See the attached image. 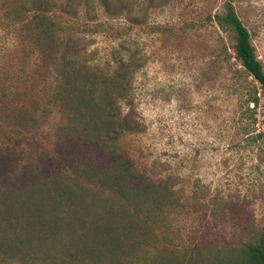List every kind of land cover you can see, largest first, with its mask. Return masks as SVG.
<instances>
[{
    "label": "rangeland",
    "instance_id": "374dc122",
    "mask_svg": "<svg viewBox=\"0 0 264 264\" xmlns=\"http://www.w3.org/2000/svg\"><path fill=\"white\" fill-rule=\"evenodd\" d=\"M19 1L0 0V193L41 182L71 185L63 200L76 215L55 223L46 206L51 227L32 245L39 251L29 255L32 238L17 229L11 258L0 255V264L94 257L99 264H229L238 257L264 230V95L253 77L239 73L234 36L211 20L226 0H110V10L102 0H57L66 7L52 13L61 25L56 52L9 16L8 3ZM233 2L264 65V0ZM68 42L74 47L65 53ZM68 55L82 82L101 88L98 112L107 106L103 81L123 64L135 67L117 109L138 130L113 142L81 133L82 125L103 131L109 122L81 116L76 124L67 107L54 104ZM254 87L261 92L256 107L247 101ZM119 166L134 176L125 191L101 186L103 169ZM148 184L162 186L176 204L144 203L133 188ZM12 207L0 235L22 225L21 204Z\"/></svg>",
    "mask_w": 264,
    "mask_h": 264
},
{
    "label": "trees",
    "instance_id": "16d2710c",
    "mask_svg": "<svg viewBox=\"0 0 264 264\" xmlns=\"http://www.w3.org/2000/svg\"><path fill=\"white\" fill-rule=\"evenodd\" d=\"M105 7L110 10V0H102ZM8 14L12 15V19L15 23H27L32 31L31 38L35 39L38 43L46 44L45 47L41 46L45 51L48 50L49 46L55 47V52L59 50L60 44L58 42V34L61 31V25L57 23L52 13L63 8L65 9L66 4L57 2V0H24L11 5L8 3ZM211 20H215L221 30L232 34L235 38L233 49L236 58L241 62L243 71H239L240 74L244 72L246 77H253V79L259 83L260 89L264 95V65L257 54L255 45L252 42L250 30L244 24L238 12L236 10L233 0H226L224 4V12L222 14H215L211 16ZM41 38L42 41H39ZM72 42V41H71ZM71 42L67 43L66 52H69L74 46ZM226 49V48H225ZM227 51V49H226ZM66 61L58 69V81L57 89L52 92L53 102L58 105L61 109H66L68 114L67 118L74 116L76 124L85 121L97 122L100 119H107L109 125L101 131L99 129H90V126L82 125L80 129L82 134L90 136H99L106 140L113 142L118 139L122 134L134 132L138 130V122L122 116L117 109V99L124 98L129 95L131 91L130 78L135 67L132 64H123L120 68V72L117 71L110 78L105 79L104 84H108L105 88H102L100 99L105 101L107 106L104 109H100V112L96 109V92L100 87H95L96 83L90 81H83V71L81 67H76V61L73 57L66 56ZM132 67V68H131ZM86 72V71H85ZM261 92L259 87H254L248 91V106L251 103L254 106H258L260 101ZM250 108V107H249ZM253 109V108H252ZM82 116V120H78ZM20 117H17V120ZM77 126V125H75ZM73 126L72 128H75ZM79 126V125H78ZM77 126V127H78ZM79 128V127H78ZM98 131V132H97ZM116 167V166H114ZM131 171L129 167L112 168V171L103 169L98 175V180L101 186L120 192L125 191L128 186V181L134 176H130ZM41 182L32 187H25L20 191H9L3 190L0 193V230L5 228L7 221L11 224V210L14 202L21 204V212H23L22 225L19 228L13 227L9 233L4 231V234L0 235V250L3 255L0 254L3 259H10L9 247L11 243L15 242L13 239L18 238L17 229H21L23 234L27 233L32 240L30 246L27 247L26 251L29 255L34 256L39 250L35 249L34 244H41L38 236L43 233V229L51 227V223L47 220L45 207L51 205L52 213L54 214V222L61 221L62 219L73 217L76 208L69 206L64 200L70 198V193L73 192L71 185L62 184L61 187L56 185V182ZM58 190L57 195H53V189ZM133 190L138 197H144V203H148L153 206H173L176 204L177 199L171 194L164 193V188L160 185L148 184L145 186L134 187ZM64 199V200H63ZM76 201V200H74ZM87 201V200H86ZM129 204V202H125ZM10 206V207H9ZM90 203L81 204L80 209L90 207ZM161 208V207H159ZM83 217H80V219ZM21 224V223H20ZM15 233V234H14ZM21 233V231H20ZM35 241V243H34ZM18 243V242H16ZM14 246V245H12ZM99 251L104 252L103 248ZM34 252V255L32 253ZM108 253L111 255L113 249H108ZM238 253V252H237ZM81 254L70 255L71 258L78 259ZM237 256V255H236ZM235 256V257H236ZM97 260H99L97 258ZM92 262V263H91ZM81 264H99L96 261V257L86 259ZM229 264H264V230L258 236V238L247 243L240 249L238 257L233 258Z\"/></svg>",
    "mask_w": 264,
    "mask_h": 264
}]
</instances>
